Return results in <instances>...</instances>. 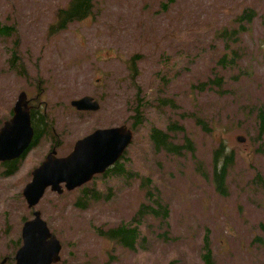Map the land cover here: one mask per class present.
<instances>
[{"label": "rangeland", "instance_id": "obj_1", "mask_svg": "<svg viewBox=\"0 0 264 264\" xmlns=\"http://www.w3.org/2000/svg\"><path fill=\"white\" fill-rule=\"evenodd\" d=\"M69 1L0 0V27L15 31L0 35V127L22 91L48 123L13 175H3L0 164V264H14L22 224L32 218L22 197L31 171L52 147L65 156L95 129L131 128L137 106L146 120L118 164L125 176H97L85 186L105 200L79 210L78 190L61 198L47 191L35 208L62 244L59 264H204L205 241L214 264H264L257 240L264 225V134L256 122L264 108V0H93L91 16L49 38L55 12ZM245 12L252 21L240 24ZM232 53L240 57L236 65L219 67L217 59L226 54L229 62ZM134 55L140 59L132 80L127 61ZM218 79L222 86L211 84ZM84 96L100 110L74 111L70 101ZM152 128L191 149L154 152ZM220 146L218 168L232 157L225 195L213 180ZM146 178L151 184L143 186ZM156 204L168 207V218L144 214L135 251L95 232L133 226L140 206Z\"/></svg>", "mask_w": 264, "mask_h": 264}, {"label": "water", "instance_id": "obj_2", "mask_svg": "<svg viewBox=\"0 0 264 264\" xmlns=\"http://www.w3.org/2000/svg\"><path fill=\"white\" fill-rule=\"evenodd\" d=\"M70 106L78 112H97L100 108L98 102L89 96L71 101ZM29 114L27 96L21 92L12 117L0 128V163L19 160L30 150L33 130ZM132 139V131L126 126L97 129L77 140L66 157H57L55 150L44 157L22 190V197L28 209L32 210V219L22 225V244L15 254V264L59 262L61 244L51 233L41 213L35 210L36 206L47 190L61 195L63 189L70 192L91 181L94 175L103 174L121 158ZM237 140L243 141L241 138Z\"/></svg>", "mask_w": 264, "mask_h": 264}, {"label": "trees", "instance_id": "obj_3", "mask_svg": "<svg viewBox=\"0 0 264 264\" xmlns=\"http://www.w3.org/2000/svg\"><path fill=\"white\" fill-rule=\"evenodd\" d=\"M93 11V0H70L67 4L66 7L64 8H59L55 14H54V20L53 22L48 26L47 29V36L49 38L54 37L62 32H64L69 24H73L76 22H81L85 19H87L89 16H91ZM253 15L250 14L247 16V13H243L239 17V22L240 24L242 23H250L252 21ZM245 29L243 30L239 29H233L231 31H227L223 33L225 36L227 35H232V34H241ZM14 29L11 27H0V35L2 36H10L14 33ZM224 50H227V43L225 42L224 44ZM16 55L13 54L12 56V61L15 62ZM140 59L139 55H134L132 56L128 61H127V67L130 70L131 73V78L132 80H135V78L138 76V61ZM228 56L226 54H223L221 57L217 59V64L219 67L222 69H226L228 67H232L236 65V62L240 59V57L237 56V53H232L231 60L227 62ZM20 64V63H19ZM21 65V64H20ZM15 66V70L20 66ZM16 72V71H15ZM19 75H23L24 72L17 73ZM214 85H221V79H218L216 83H212ZM205 84H203V87H198L200 92L205 91L204 90ZM137 89V88H136ZM208 90V89H207ZM137 93L139 94L140 91L137 90ZM168 105L172 104L171 101H166ZM132 111H135V115L133 116L134 123L132 125V129L135 130L138 126L141 127L146 120V117H142V114L140 112V109L135 107ZM35 112V111H34ZM141 114V117H140ZM34 116L36 114L34 113ZM38 120L34 122V117L33 114L31 116L32 119V125H33V131H34V144L32 145L35 146V144L38 142L40 137L43 135L45 128H48L46 125V120L45 115L41 114L39 117H37ZM256 122H257V127H258V133L259 134H264V108L260 107L257 110V116H256ZM135 124V125H134ZM138 127V128H139ZM183 132V131H182ZM165 132L159 130V129H154L152 128L151 130V145H153V150L156 153H161V152H167L171 154H177L180 155L182 152H180L181 149L184 150H190L191 146L188 142H186L183 147H179L177 145H174V142L172 140V137L169 136L168 134H164ZM215 152L214 155V183H215V189L220 195H225V177L227 174L228 169L230 168L231 165V157L230 156H224L223 161L221 166L218 168V160H220L222 157V146L219 147ZM230 160V161H228ZM218 162V163H217ZM18 161L9 163L7 165H4V172L3 175L5 176H11L13 173L18 169ZM122 164L123 163H119ZM217 165V166H216ZM112 171H115V174L112 173ZM126 174V170H123V167H119L118 164L114 165L112 168L107 170L106 176H116V177H123ZM151 184L150 179L146 178L143 179L142 185L143 186H148ZM263 188H264V182H261ZM61 198L62 196H57ZM105 200V198L102 197V194L95 190V189H89V188H82L80 191H78V194L76 198L73 201V206L79 210H86L90 208L93 204ZM83 202V203H82ZM155 204V203H154ZM147 206V205H146ZM156 208L148 207L147 210L145 211L144 206H140L139 211L135 214L132 223L133 226L131 225H119L116 227H110V228H96L95 232L96 234L109 241L112 242L118 246H120L123 249H127L129 251H135L137 245L139 242L137 241L140 237V230L138 227L139 224L142 223V218L144 214H149L153 218H161L163 220H166L168 218V207L165 205L163 207L161 204H156ZM260 231L262 232L263 237L258 238L257 240L260 243L264 244V225L260 224L259 226ZM19 243V241H18ZM204 248L206 249L205 253L202 255V260L204 264H214V261L212 260L211 257V252L208 247L207 241L204 243ZM169 264H172L169 263Z\"/></svg>", "mask_w": 264, "mask_h": 264}, {"label": "flooded vegetation", "instance_id": "obj_4", "mask_svg": "<svg viewBox=\"0 0 264 264\" xmlns=\"http://www.w3.org/2000/svg\"><path fill=\"white\" fill-rule=\"evenodd\" d=\"M32 107V106H31ZM30 111H32V114H33V117H34V122H36V120H38V118L37 117H39L42 113L41 112H39V110L38 109H36V108H31V110ZM35 111V112H34ZM34 113L36 114V116H34ZM45 120H46V118H44ZM46 125H47V127H48V123H47V121H46ZM46 129H48V128H45V130H44V133H45V131H46ZM33 130V129H32ZM33 133H34V131H33ZM43 133V134H44ZM42 137V136H41ZM40 137V138H41ZM53 149V147L51 148V150ZM50 150V151H51Z\"/></svg>", "mask_w": 264, "mask_h": 264}]
</instances>
